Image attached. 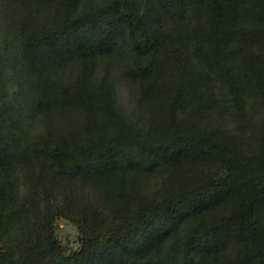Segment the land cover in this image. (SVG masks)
<instances>
[{
	"label": "trees",
	"instance_id": "16d2710c",
	"mask_svg": "<svg viewBox=\"0 0 264 264\" xmlns=\"http://www.w3.org/2000/svg\"><path fill=\"white\" fill-rule=\"evenodd\" d=\"M0 264H264V0H0Z\"/></svg>",
	"mask_w": 264,
	"mask_h": 264
},
{
	"label": "rangeland",
	"instance_id": "374dc122",
	"mask_svg": "<svg viewBox=\"0 0 264 264\" xmlns=\"http://www.w3.org/2000/svg\"><path fill=\"white\" fill-rule=\"evenodd\" d=\"M8 100H12L13 92L15 91L14 85L9 83L6 86ZM119 104L126 115H130L133 110V99L129 89L125 84L120 83L117 88ZM232 120V119H231ZM233 121V120H232ZM231 121V122H232ZM55 234L60 245L68 252L78 248L77 237L78 231L75 225L64 219H57L55 223Z\"/></svg>",
	"mask_w": 264,
	"mask_h": 264
},
{
	"label": "snow or ice",
	"instance_id": "6c2138e0",
	"mask_svg": "<svg viewBox=\"0 0 264 264\" xmlns=\"http://www.w3.org/2000/svg\"><path fill=\"white\" fill-rule=\"evenodd\" d=\"M207 195L206 191L204 190H197V191H193L189 194V196L191 197L189 203L191 204H195L197 199L199 198H202L203 196ZM187 212H186V208H183V207H178V209L176 210V215L177 216H180V215H186ZM171 219V217H168V216H163L161 218V222L163 224H167L168 221ZM148 226H146L147 228ZM202 238V236L200 237ZM198 238L194 235L192 238H190V242H195Z\"/></svg>",
	"mask_w": 264,
	"mask_h": 264
}]
</instances>
